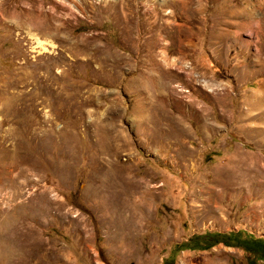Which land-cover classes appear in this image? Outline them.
I'll return each instance as SVG.
<instances>
[{"label":"rangeland","instance_id":"374dc122","mask_svg":"<svg viewBox=\"0 0 264 264\" xmlns=\"http://www.w3.org/2000/svg\"><path fill=\"white\" fill-rule=\"evenodd\" d=\"M239 229L264 238V0H0V264Z\"/></svg>","mask_w":264,"mask_h":264},{"label":"trees","instance_id":"16d2710c","mask_svg":"<svg viewBox=\"0 0 264 264\" xmlns=\"http://www.w3.org/2000/svg\"><path fill=\"white\" fill-rule=\"evenodd\" d=\"M218 243L243 250L250 256L247 264H264V238L257 237L241 229L228 232L205 231L192 234L186 240L173 243L161 264H177L176 256L182 250H206Z\"/></svg>","mask_w":264,"mask_h":264}]
</instances>
